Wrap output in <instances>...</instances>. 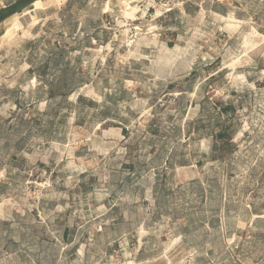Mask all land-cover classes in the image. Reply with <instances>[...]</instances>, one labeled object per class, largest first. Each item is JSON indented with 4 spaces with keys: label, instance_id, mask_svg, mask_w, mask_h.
I'll return each mask as SVG.
<instances>
[{
    "label": "rangeland",
    "instance_id": "1",
    "mask_svg": "<svg viewBox=\"0 0 264 264\" xmlns=\"http://www.w3.org/2000/svg\"><path fill=\"white\" fill-rule=\"evenodd\" d=\"M0 0V264H264V0Z\"/></svg>",
    "mask_w": 264,
    "mask_h": 264
},
{
    "label": "trees",
    "instance_id": "2",
    "mask_svg": "<svg viewBox=\"0 0 264 264\" xmlns=\"http://www.w3.org/2000/svg\"><path fill=\"white\" fill-rule=\"evenodd\" d=\"M34 1L36 0H18L11 5L9 15L14 14L15 12H20L23 8L31 5Z\"/></svg>",
    "mask_w": 264,
    "mask_h": 264
},
{
    "label": "crops",
    "instance_id": "3",
    "mask_svg": "<svg viewBox=\"0 0 264 264\" xmlns=\"http://www.w3.org/2000/svg\"><path fill=\"white\" fill-rule=\"evenodd\" d=\"M42 0H36L34 1L32 4H38V3H41ZM4 171L3 170H0V173H2ZM5 183L4 181L0 180V198L3 196V189L5 187ZM4 219L0 216V225H1V221H3Z\"/></svg>",
    "mask_w": 264,
    "mask_h": 264
}]
</instances>
